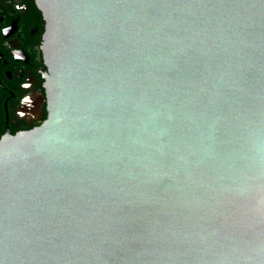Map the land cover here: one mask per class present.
<instances>
[{
    "label": "water",
    "instance_id": "1",
    "mask_svg": "<svg viewBox=\"0 0 264 264\" xmlns=\"http://www.w3.org/2000/svg\"><path fill=\"white\" fill-rule=\"evenodd\" d=\"M47 118L0 140V264H264V0H34Z\"/></svg>",
    "mask_w": 264,
    "mask_h": 264
},
{
    "label": "flooded vegetation",
    "instance_id": "2",
    "mask_svg": "<svg viewBox=\"0 0 264 264\" xmlns=\"http://www.w3.org/2000/svg\"><path fill=\"white\" fill-rule=\"evenodd\" d=\"M44 31L34 0H0V140L47 118Z\"/></svg>",
    "mask_w": 264,
    "mask_h": 264
}]
</instances>
